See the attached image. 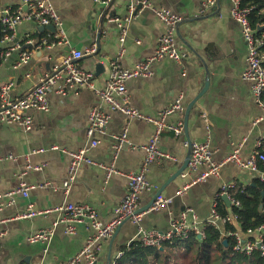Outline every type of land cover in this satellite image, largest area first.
<instances>
[{"label": "crops", "instance_id": "0c3cea01", "mask_svg": "<svg viewBox=\"0 0 264 264\" xmlns=\"http://www.w3.org/2000/svg\"><path fill=\"white\" fill-rule=\"evenodd\" d=\"M147 1L150 6L137 11L128 20L127 34L120 46L117 28L107 22L105 16L111 14L121 20L126 18L128 0H112L107 6L94 0H49L59 17V26L51 32L41 30V25L30 19L16 24L12 30V41L5 39L1 45L11 50L0 59V85L10 83L8 98L23 96L61 56L72 49L84 51L95 45L98 50L95 56L84 54L78 61L81 67L94 73V85L103 87L112 61L122 67H131L153 53L165 26L152 7H166L181 15L175 42L184 53L182 60H155L151 75L126 81V94L129 105L144 114L156 116L178 96L186 109L207 79V89L190 108L187 132L184 130V113L182 117L178 113L167 115L166 121L171 124L182 119L183 130L179 134L171 129L161 132L159 146L173 158L158 159L148 165L145 176L153 189L140 196L139 205V209L144 207L161 189V194L172 197V201L159 210H145L141 219L144 227L167 230L171 220L190 207L197 216L199 228H202L210 216L212 205L216 202L218 206L217 197H221L219 192L224 185L232 182L247 185L254 177L264 179V172L259 169L250 171L226 162L218 175L197 182L176 195V190L189 176L183 178L179 174L166 181L187 154L188 146L184 145V140L207 139L212 158L217 162L223 161L241 143L240 155L246 159L255 149V143L264 139V111L252 94L250 82L241 76L247 65V44L239 24L229 15V0H217L215 7L206 12H201V0ZM4 10L25 13L27 5L22 0H0V13ZM28 39H33V44L28 43ZM43 39L52 44L38 46L37 43ZM121 47L123 52L119 55ZM25 51L30 52L29 59L16 65ZM96 60L103 63V70L98 73ZM59 85L60 82L47 94V110L27 111L32 118L29 129L16 123L0 124V193L14 189L20 183L42 184L29 189L27 196L16 193L11 202L0 198V219H3L0 221V264H68L91 232L88 221L75 223V232L69 233L64 230L69 222L62 220L63 211L33 218L12 217L24 210L28 203L42 209L74 202L92 205L101 220H108L126 192L128 181L125 173L138 170L143 163L145 151L142 146L154 129L151 122L129 118L120 110H110L91 89L72 87L60 93L55 91ZM93 107L111 115L104 133L95 134L98 143L90 148L93 159L110 163L115 136L124 129L131 144L123 147L114 161L119 173L107 176L103 169L83 163L66 187L63 182L68 178L69 155L62 148L74 151L89 144L88 113ZM52 145L58 149H50ZM38 148L45 150L32 153ZM33 165H42V168L35 169ZM221 200L226 209H230ZM191 220V212H188L187 222ZM232 223L241 231L236 222ZM51 227L53 231L48 240H27L29 234ZM217 227L224 231L223 223L219 222ZM136 231L137 227L130 220H123L116 235L102 241L93 264H116L121 247H128L135 241Z\"/></svg>", "mask_w": 264, "mask_h": 264}, {"label": "built area", "instance_id": "2783aa9c", "mask_svg": "<svg viewBox=\"0 0 264 264\" xmlns=\"http://www.w3.org/2000/svg\"><path fill=\"white\" fill-rule=\"evenodd\" d=\"M95 2L107 6L112 0H94ZM230 8L229 15L236 21L241 29L242 36L247 44L246 52V67L242 71V78L250 82L252 94L256 101L261 104L264 111V31L257 33L252 26L249 15L252 7L243 5V0H229ZM27 5L25 13L21 11L4 10L0 13V59L9 54L11 48L2 47L4 40L12 41L13 27L23 19L33 20L40 25L52 24L55 29L59 26V17L54 10L49 0H22ZM217 0H201V12H206L215 7ZM150 6L147 0H128V16L121 20L116 15L107 14L105 20L113 23L117 28V41L120 46L125 40L127 34V22L142 8ZM155 15L162 21L165 26L164 32L159 36L157 45L153 53L145 59L137 61L131 67H122L118 62L112 61V68L103 87L94 85V73L80 66L78 59L84 54H91L96 51L95 45H91L84 51L72 49L68 54L60 57L50 68V71L40 76L35 85L25 95L8 98L7 90L10 83L0 85V124L16 123L29 129L31 127L32 118L27 112L30 109L47 110L48 109V92L58 83L60 85L55 91L64 93L66 88L86 87L94 91L101 101L108 106L110 110H120L129 118H138L151 122L154 125L153 132L150 134L147 142L142 146L145 151L143 163L136 171L125 173L128 181L127 189L119 201L113 208V215L108 220H101L94 207L88 203L66 202L46 208H35L32 203H28L24 210L15 214L12 218H33L45 216L48 213L55 211H63L65 215L62 220L69 222L65 226V231L69 233L75 232V223L88 221L91 227L90 234L86 237L84 245L72 255L68 264H93L96 261L97 253L101 249L102 241L112 237L116 228L123 220H130L136 227L135 240L142 242L147 246L159 247L165 241L171 240L174 237L186 238L189 232H196L202 236L203 227L199 228L197 216L194 210L190 207L182 210L178 217L173 218L167 230L160 231L151 227H144L141 219L146 211L159 210L165 207L172 201V197L163 196L161 193L156 196L154 201L146 209L139 211L140 196L145 191L153 189V185L147 180L145 171L148 165L158 159L173 158V155L163 150L159 146V138L161 132L165 129H171L174 133L179 134L183 130V120L179 119L176 123L171 124L166 121L167 115L178 113L181 117L184 113L185 106L182 104L181 97L178 96L169 106L161 109L156 116H151L136 110L128 104L126 94V81L130 78L148 76L153 73L152 63L157 59L169 58L175 61H181L184 53L180 52L175 42V32L179 23L182 20L181 15L173 12L166 7H152ZM57 37V35H55ZM28 43L33 44V39H28ZM52 42L40 40L37 45L50 46ZM123 52L122 47L119 50V55ZM30 52H23L16 65L27 62ZM110 113L104 112L96 107L89 110V124L87 134L90 137L89 144L82 146L77 150L68 151V178L63 182L64 186H68L70 180L74 177L75 171L83 163L93 165L103 169L107 176L113 173H119L114 166V161L118 152L130 145L131 142L127 135V130L124 129L120 134L115 136L113 143V154L110 163L96 161L90 156V148L97 145L98 138L96 133H104L105 127L110 120ZM184 145L188 146L189 141L184 140ZM241 143H238L223 159L217 162L212 158V152L207 139L202 141H191V154L187 166L180 172L183 178H189L176 190V195L185 192L190 186L197 182L205 181L210 176L219 174L223 163L232 162L236 165L246 168L250 171L259 169L258 163L264 162V139H260L255 143V149L246 158L243 159L240 155ZM50 149H58L52 145ZM44 148H38L32 153L44 151ZM201 167V170L198 169ZM32 168L40 169L42 165H33ZM198 171V172H197ZM195 172V173H194ZM194 173V174H192ZM42 184H25L20 183L18 187L0 193V198H7L10 202L16 193H21L23 196L28 195L29 189ZM239 186L232 182L224 185L220 190V194H226L230 203L238 204L233 195ZM219 196V195H218ZM188 212H191L192 220L187 222ZM11 218V217H10ZM3 219H0V221ZM236 215L232 212L225 216H221L216 207V202L212 205L211 213L205 224L217 226L219 222H236ZM56 222L54 223V225ZM53 228L40 229L37 232L29 234L27 240L35 242L39 240H48L52 235ZM234 240L233 250L241 254H250L254 250H258L264 258V222L254 228H248L245 232L236 230L228 231ZM123 251H120L118 256ZM21 264V263H19Z\"/></svg>", "mask_w": 264, "mask_h": 264}, {"label": "trees", "instance_id": "16d2710c", "mask_svg": "<svg viewBox=\"0 0 264 264\" xmlns=\"http://www.w3.org/2000/svg\"><path fill=\"white\" fill-rule=\"evenodd\" d=\"M243 5L252 7L249 19L257 33L264 31L258 29L264 26V0H243ZM258 167L264 172V162H259ZM237 185L233 197L238 204L231 203L227 210L219 195L216 207L221 216L229 212L236 215V223L245 232L264 222V179L254 177L250 184ZM260 204H263L261 210L258 209ZM223 226L224 231H221L217 226L205 224L202 236L192 231L186 238L174 237L159 247L135 240L128 247H121L123 253L117 257L116 264H264L258 250L250 254L235 252L232 248L234 240L226 233L236 227L229 222Z\"/></svg>", "mask_w": 264, "mask_h": 264}, {"label": "water", "instance_id": "95a60500", "mask_svg": "<svg viewBox=\"0 0 264 264\" xmlns=\"http://www.w3.org/2000/svg\"><path fill=\"white\" fill-rule=\"evenodd\" d=\"M40 29L41 30L47 29V30H49L51 32L55 31V27L52 24L41 25ZM258 29L263 30L264 26H259ZM97 53H98V50L94 51L91 55L95 56ZM95 70H96V73H98L100 70H103V63L101 61H99V60L95 61ZM207 86H208V81L206 79L205 82H204L203 87L200 89V91L197 93V95L193 98V100L188 104V106L185 109V112H184V130H185V132H187V130H186L187 118H188V115H189L190 108H191L192 104L205 92V90L207 89ZM190 154H191V142L189 141L187 154H186L183 162L181 163L180 167L167 179L166 182H169V181L173 180L174 178H176L177 176H179L180 172L187 166ZM160 193H161V189H158L155 192V194L152 197V199L144 207H141L139 209V211L146 210L150 206V204L154 201L156 196L159 195ZM221 198L225 201V203L228 206H230V200L228 199L226 194H222ZM262 207H263V204H260L258 209L261 210ZM120 226H121V224L116 228V231L114 232L112 237H114L116 235V233H117L118 229L120 228ZM198 236L200 237V234H198ZM223 242L226 243L225 240ZM108 259H110V256L108 257Z\"/></svg>", "mask_w": 264, "mask_h": 264}, {"label": "rangeland", "instance_id": "374dc122", "mask_svg": "<svg viewBox=\"0 0 264 264\" xmlns=\"http://www.w3.org/2000/svg\"><path fill=\"white\" fill-rule=\"evenodd\" d=\"M120 264H124V262L123 263H120Z\"/></svg>", "mask_w": 264, "mask_h": 264}]
</instances>
